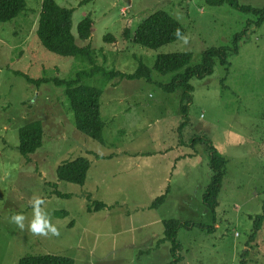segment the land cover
Instances as JSON below:
<instances>
[{
    "label": "rangeland",
    "instance_id": "rangeland-1",
    "mask_svg": "<svg viewBox=\"0 0 264 264\" xmlns=\"http://www.w3.org/2000/svg\"><path fill=\"white\" fill-rule=\"evenodd\" d=\"M54 1L72 10L76 45L89 46L94 59L60 57L40 45L42 0H24V12L0 23V264L45 255L74 264H167L170 244L156 243L170 220L194 225L177 231L178 264H264V217L253 229L264 210V22L255 26L253 14L206 0ZM234 1L264 9V0ZM157 12L183 28L179 40L147 50L123 37ZM86 17L92 34L80 42L76 29ZM243 32L228 68L215 61L210 76L190 80L181 113L182 91L164 92L173 74L157 73L156 58L187 53L194 67L204 51L230 48ZM140 64L149 81L91 74L130 75ZM26 78L79 79L100 90L102 144L75 130L62 87L37 88ZM33 122L43 128L41 147L23 157L18 131ZM211 150L226 160L214 215L201 201ZM77 158L89 163L84 184L58 181L56 169ZM165 192V202L150 210ZM98 203L104 208L87 211Z\"/></svg>",
    "mask_w": 264,
    "mask_h": 264
},
{
    "label": "trees",
    "instance_id": "trees-1",
    "mask_svg": "<svg viewBox=\"0 0 264 264\" xmlns=\"http://www.w3.org/2000/svg\"><path fill=\"white\" fill-rule=\"evenodd\" d=\"M206 2L208 4H215V6L227 3L230 7L241 13H251L257 19L255 26H259L264 22V9L239 6L234 0H206ZM24 11V0H0V23L10 22ZM71 17L72 10L59 7L54 0H42L37 21L36 37L40 45L54 55L65 58H80L93 63L94 56L90 47L82 48L76 45V40L71 33ZM92 28L93 22L90 17L81 20L76 29L78 41H88L92 34ZM183 35V28L175 20L163 12H157L143 20L132 35L126 30L123 37L133 45L147 50H156L162 46L176 42ZM244 35L245 32L235 36L231 41L230 48L204 51L200 64L194 67H189L191 56L187 53L160 55L156 58L154 70L157 73L161 75L173 74L171 83L163 87L164 92L171 94L177 90L182 91L180 101L181 113H186L187 105L190 101V93L192 91L189 84L190 80L193 78L203 79L210 76L213 72L215 61H218L219 65L225 69L228 68V55H235L237 53L238 43ZM105 40L114 42V39L110 36L105 38ZM180 70H184V72L179 74ZM91 74H101L103 78L109 80L125 79L133 81L146 79L149 81L150 78L149 70L142 64L130 75L116 71L104 72L100 69L92 71ZM26 81L37 88L41 84H53L57 88L62 87L64 89L63 94L69 104V109L73 114L75 130L85 137L102 144L104 125L99 112L100 90L79 84V79L72 81L39 79L34 81L26 78ZM42 136L43 128L39 122H33L20 128L18 131V153L23 157L33 154L41 147ZM225 167L226 160L216 156L214 151L211 150L209 155L210 181L201 198L202 204L210 211L211 215H214L217 207V197L223 177L225 176ZM88 170V161L84 158H77L60 165L56 169V178L61 182L82 186ZM56 195L61 196L59 194ZM166 196L167 192L156 198L149 209L154 210L161 206L165 202ZM103 208V204L98 203L93 209L88 208L87 211L89 213L97 212ZM263 217L264 210L262 216L258 217L254 222V232L259 230ZM162 224L164 226L163 238L158 240L156 244L159 246L167 241L171 246V261L167 264H178L180 260V257L177 256L179 245L175 242L177 231L181 228L189 229V227H194V225L189 223L181 224L173 220L164 221ZM18 264H74V262L68 258L45 255L23 257L18 261Z\"/></svg>",
    "mask_w": 264,
    "mask_h": 264
},
{
    "label": "clouds",
    "instance_id": "clouds-1",
    "mask_svg": "<svg viewBox=\"0 0 264 264\" xmlns=\"http://www.w3.org/2000/svg\"><path fill=\"white\" fill-rule=\"evenodd\" d=\"M13 219H14L15 221L19 222V220L22 219V217L19 216V215H17V216H14ZM21 226H22V225H21ZM32 229H33L34 231H40V230H37V228H36V226H35L34 224L32 225ZM51 231H52L53 233H55V229H54V228L51 229Z\"/></svg>",
    "mask_w": 264,
    "mask_h": 264
},
{
    "label": "crops",
    "instance_id": "crops-1",
    "mask_svg": "<svg viewBox=\"0 0 264 264\" xmlns=\"http://www.w3.org/2000/svg\"><path fill=\"white\" fill-rule=\"evenodd\" d=\"M169 258H171V257H170V249H169ZM170 261H171V260H170Z\"/></svg>",
    "mask_w": 264,
    "mask_h": 264
}]
</instances>
